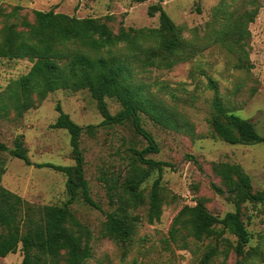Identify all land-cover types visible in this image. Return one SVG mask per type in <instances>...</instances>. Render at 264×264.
<instances>
[{
  "label": "rangeland",
  "instance_id": "374dc122",
  "mask_svg": "<svg viewBox=\"0 0 264 264\" xmlns=\"http://www.w3.org/2000/svg\"><path fill=\"white\" fill-rule=\"evenodd\" d=\"M14 9L20 20L29 21L34 11L99 18L107 21L115 33L120 29L158 28L162 9L180 27L183 39L200 46L192 59L170 69L132 65L133 85H142L171 119V126L164 127L148 114H141L144 129L159 148L158 153L146 158L172 167L160 174L151 172L142 184L144 202L130 211L135 218L133 231L123 243L103 237L102 232L106 214L116 207L115 192H110L108 185L113 180H124L132 158L129 150H141L147 145L130 123L100 127L103 119L87 90H59L22 115L11 110L0 116V141L12 148L14 139L21 135L33 164L72 166L68 133L50 128L57 117L56 104L79 126H98L92 136L82 134L80 149L90 196L100 210L85 205L81 199L71 205V211L90 235L91 258L86 264H198L204 253L215 246L219 251L227 249L228 258L218 255L209 264H234L237 257L225 243L213 239L197 242L184 230L175 236L170 231L178 212L199 200L218 217L234 211L233 205L210 187L211 183L220 185L211 171L213 163L241 166L251 179L253 191L264 189V143L229 145L214 136L208 124L217 99L227 112L249 120L264 137V0H0V39L6 23L16 21L5 20V15ZM237 22L240 29L234 33L232 25ZM220 31L221 40L216 42ZM31 66L26 59L0 58V92ZM210 80L215 82V89L209 85ZM106 103L112 115L120 110L114 99H106ZM186 155L194 156L200 169ZM0 162L5 168L1 185L23 200L36 206L60 205L67 200L63 174L26 166L8 154H2ZM159 176L160 217L149 223L148 196ZM241 207L252 236L247 249L256 247L264 252V206L246 203ZM225 236L235 243L232 236ZM19 249L20 246L15 254L0 257V264H20Z\"/></svg>",
  "mask_w": 264,
  "mask_h": 264
},
{
  "label": "trees",
  "instance_id": "16d2710c",
  "mask_svg": "<svg viewBox=\"0 0 264 264\" xmlns=\"http://www.w3.org/2000/svg\"><path fill=\"white\" fill-rule=\"evenodd\" d=\"M159 12L158 28L120 29L115 33L107 21L99 18L34 11L33 20L29 21L20 20L14 9L5 15V20L16 21L6 23L1 30L0 58L26 59L32 66L0 92V116L11 110L22 115L59 90H87L103 119L98 126H121L128 122L146 141L145 148L129 150L132 158L124 180H113L112 185H108V190L115 192L116 207L106 214L102 236L116 243L125 242L133 231L135 218L130 211L143 204L140 188L150 173L157 171L160 174L165 168L172 167L170 163L146 158L148 154L158 153L159 148L153 136L144 129L141 114H148L164 127L171 126V119L142 85H133L135 72L132 65L137 64L143 69H170L189 61L200 50L199 45L182 38L180 27L162 9ZM234 24V33H238L240 23ZM216 38V42L221 40V31ZM209 85L213 89L216 87L212 80ZM106 99L119 103L120 110L116 114L109 112ZM213 109L208 124L221 141L229 145L264 143V137L257 133L249 120L227 112L217 99ZM55 111L57 117L50 128L68 133L74 161L72 166L33 164L21 135L14 139L12 148L0 141V156L8 154L26 166L49 168L66 177L65 202L36 206L1 185L5 168L0 162V257L15 254L20 246V264H86L91 258L89 232L75 217L71 205L81 199L85 205L100 210L90 196L80 149L82 134L92 136L98 126H79L59 103ZM186 157L200 169L194 156ZM211 171L220 181V185L211 183V189L231 203L234 211L218 217L208 212L203 200L193 206L185 205L173 220L171 235L184 230L197 242L205 239L221 241L236 255L234 264H264V252L256 247L247 249L252 236L241 214V206L246 203L264 206V189L253 191L250 177L237 164L213 163ZM160 177L153 182L148 196L149 223L160 217ZM226 234L232 236L235 243H231ZM218 255H223L226 260L228 250L219 251L217 246L212 247L198 264H209Z\"/></svg>",
  "mask_w": 264,
  "mask_h": 264
}]
</instances>
